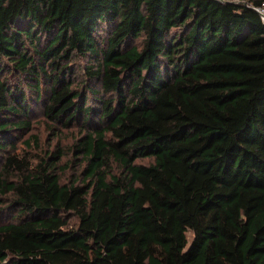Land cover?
Wrapping results in <instances>:
<instances>
[{"label":"trees","instance_id":"16d2710c","mask_svg":"<svg viewBox=\"0 0 264 264\" xmlns=\"http://www.w3.org/2000/svg\"><path fill=\"white\" fill-rule=\"evenodd\" d=\"M89 100L84 176L17 152L34 106L85 124ZM0 157V264H264V21L219 0H0Z\"/></svg>","mask_w":264,"mask_h":264},{"label":"rangeland","instance_id":"374dc122","mask_svg":"<svg viewBox=\"0 0 264 264\" xmlns=\"http://www.w3.org/2000/svg\"><path fill=\"white\" fill-rule=\"evenodd\" d=\"M92 62V59L89 57L72 59L70 66L74 68V73L72 74L74 84L81 86L80 84L87 80L85 67ZM104 97H110V95H104ZM98 98L101 99V97ZM92 102L97 111L90 121L84 124V116L82 115L80 118L67 125L47 116L40 102L38 105L34 106L31 113V129L24 135H20L14 139L17 152H19L21 156H27L33 166L40 161H47L55 165V171L60 176L63 183H70L74 180H78L79 177L85 175V169L89 163L88 159L84 156V152L77 150L79 147L78 143H82V141L86 139L89 131L101 125L99 120V107L101 106V102L89 100L87 105ZM26 138L30 140L28 143L25 141ZM53 155L56 157L51 158ZM151 161H153V159L150 157L138 158L136 160L138 163L146 164ZM107 169L110 174H121L122 172L121 165L114 158L109 160ZM4 176L11 180L15 175L9 176V174H5ZM10 215L9 211L5 213L6 218ZM68 220L70 225L76 224L78 221L73 214L69 215ZM188 237L189 239L192 238L191 232H188Z\"/></svg>","mask_w":264,"mask_h":264},{"label":"built area","instance_id":"2783aa9c","mask_svg":"<svg viewBox=\"0 0 264 264\" xmlns=\"http://www.w3.org/2000/svg\"><path fill=\"white\" fill-rule=\"evenodd\" d=\"M221 2H230V3H245L247 4L248 6H250L251 8L255 9L261 19L264 21V0H262L260 3H253V2H250L248 3L247 0H219Z\"/></svg>","mask_w":264,"mask_h":264}]
</instances>
